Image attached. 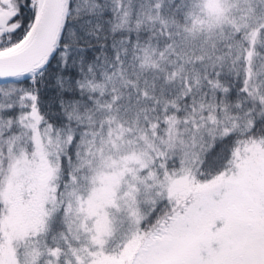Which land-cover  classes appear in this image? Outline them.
<instances>
[{"label":"snow or ice","instance_id":"snow-or-ice-1","mask_svg":"<svg viewBox=\"0 0 264 264\" xmlns=\"http://www.w3.org/2000/svg\"><path fill=\"white\" fill-rule=\"evenodd\" d=\"M0 264H264V0H0Z\"/></svg>","mask_w":264,"mask_h":264}]
</instances>
